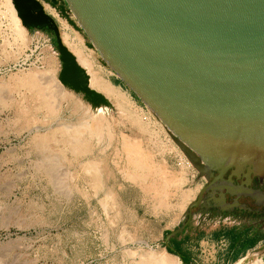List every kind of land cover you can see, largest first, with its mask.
<instances>
[{
    "label": "rangeland",
    "instance_id": "1",
    "mask_svg": "<svg viewBox=\"0 0 264 264\" xmlns=\"http://www.w3.org/2000/svg\"><path fill=\"white\" fill-rule=\"evenodd\" d=\"M57 1L51 7L47 4L46 10L54 16L60 38L62 32L69 33V40L90 61V69L110 83L116 97L107 95L99 84L101 89L93 90L104 101L94 104L80 89L62 84L61 61L52 34L44 29L47 33L34 38L33 27L22 25L12 0H0V264H160L166 256L171 259L168 264H183L177 254L166 250L163 239L184 221V208L205 178L192 167L160 120L127 87L117 83L72 14L58 9L61 1ZM42 79L49 82L42 84ZM40 83L53 100L51 114L37 110L39 101L31 89ZM117 100L124 109L117 106ZM96 106L107 123L100 137H91L89 128L81 129L79 137L88 138L91 147L89 159L75 158L69 152L64 155L57 137L49 134L60 126L83 121L86 109L93 111ZM21 112H26L27 123L15 114ZM45 135L46 142H41ZM122 136L138 141L145 170L149 166L147 171L152 174L142 185L152 181L156 185L152 189L122 176L125 171L133 172L120 143ZM38 147L46 149L43 155ZM169 152L176 156L171 166L154 158ZM91 158L95 161L92 169L101 174L95 188L89 179L92 169L80 165ZM53 169L58 176L53 175ZM183 195H187L184 200ZM200 220L199 210L192 209L187 232ZM193 246L201 247V242ZM232 264H261V259L247 255Z\"/></svg>",
    "mask_w": 264,
    "mask_h": 264
},
{
    "label": "water",
    "instance_id": "2",
    "mask_svg": "<svg viewBox=\"0 0 264 264\" xmlns=\"http://www.w3.org/2000/svg\"><path fill=\"white\" fill-rule=\"evenodd\" d=\"M89 45L115 77L164 126L167 134L205 180L226 181L211 189L238 192L256 201L264 192L248 186L249 173L264 171V0H61ZM12 0L24 26L49 31L61 68L85 96L72 54L44 3ZM246 168V179L235 185ZM226 177H223L225 172ZM215 172V175H213ZM184 221L163 239L182 230ZM224 201L223 193L219 192ZM219 199V198H217Z\"/></svg>",
    "mask_w": 264,
    "mask_h": 264
},
{
    "label": "bare ground",
    "instance_id": "3",
    "mask_svg": "<svg viewBox=\"0 0 264 264\" xmlns=\"http://www.w3.org/2000/svg\"><path fill=\"white\" fill-rule=\"evenodd\" d=\"M14 7L13 4H11ZM16 10V8H15ZM16 13H17V10H16ZM18 15V13H17ZM19 17V16H18ZM20 19V17H19ZM22 23V22H21ZM22 25L24 26V24L22 23ZM25 27V26H24ZM19 33V32H18ZM21 33V32H20ZM69 34V33H68ZM68 34L65 33V32H62L61 34V40L62 42L65 44V46L68 48V50L70 51V53L72 54L73 56V59L75 61V64L77 66V70H78V73H79V76L81 77V80L82 82L87 86V89L89 90L90 92V95L89 96H86L91 102H93L94 104H99L101 102L104 101V98L103 96L96 92L95 90H98L100 88V86L102 87V89L104 88L105 89V92L107 91V95L110 94L111 95V98L113 97L115 99L116 97V92L115 90L110 86V83L108 84L107 80H103L100 76H98L96 74V72H93L92 69H90V61L88 60V58L86 57L85 54H83V52L81 51L80 47H78L76 45L75 42L73 41H70L69 38H68ZM74 35V33H73ZM75 36V35H74ZM77 39V38H76ZM79 44V43H78ZM31 77V76H30ZM29 77V78H30ZM53 78V77H52ZM44 79V78H43ZM42 79V80H43ZM73 76L71 74V72H69L68 70L66 71V73H64L61 69L60 71V74H59V80L61 81V83L63 84L64 82H68L70 81L71 83H75V81L73 80ZM45 80V79H44ZM43 80V81H44ZM99 80V82H98ZM27 81V79H26ZM30 81V80H29ZM38 81V80H37ZM40 82H42L41 80H39ZM38 81V82H39ZM47 81V80H46ZM46 81L42 82V84H45ZM49 82V80L47 81ZM29 83V82H28ZM27 83V84H28ZM98 83V84H97ZM26 84V83H25ZM31 84V83H30ZM54 84V83H53ZM100 84V86H99ZM32 85V84H31ZM28 86V85H27ZM40 86H41V83H40ZM39 85H36V84H33L31 90H35V93H36V99L39 101L38 103V107H37V110L41 109V110H45L47 113H50L52 112V110L50 109L51 108V102L53 101H50L49 98H48V94L49 93V90H46L44 89V85L40 87ZM54 86V85H53ZM59 86L58 83L57 85H55V87ZM99 87V88H98ZM114 87V86H113ZM61 88V87H60ZM92 88V89H91ZM95 89V90H93ZM101 89V88H100ZM99 89V90H100ZM55 90V89H54ZM98 90V91H99ZM52 91V90H51ZM56 91H58L60 93V91L56 88ZM55 91V92H56ZM31 92V91H30ZM101 92V91H100ZM104 92V91H103ZM34 93V91H33ZM54 93V92H52ZM102 93V92H101ZM119 94V93H118ZM35 95V94H33ZM53 97L55 98V93L52 94ZM51 95V97H52ZM58 95V94H56ZM50 96V95H49ZM48 98V100H47ZM117 106L120 107L121 109H124L123 108V104L121 103L120 100H117L115 101ZM55 107V105H54ZM75 107V106H74ZM53 108V106H52ZM56 110V109H55ZM56 112V111H55ZM28 113V112H27ZM86 115H85V118L83 119V121L79 122V123H76V124H73V125H66V126H60L59 128H57L56 132L55 133H51L49 135H52L54 137H57V141L56 143L57 144H61V151L62 153L65 155L67 154L68 152L71 154V156L75 157V158H85L86 160L89 159V154H90V151H91V147L89 145V142L87 141L88 138H86L85 140H83L84 137H82V139L80 138V133L81 132V129L83 128H89L90 131L87 129V131H89L91 133V137L92 136H95V137H100L101 134H104V129H105V122H106V119H104V115L102 113V111H100V108L99 106H96V108L91 111V110H88L86 109ZM17 117H19L20 119L23 118V122L24 123H27V114L26 112L23 113L21 112L20 114L19 113H15ZM51 114V113H50ZM131 115V114H130ZM127 117V115H126ZM31 118V117H30ZM33 122V121H32ZM23 123V124H24ZM107 123V122H106ZM106 125V124H105ZM55 131V130H54ZM86 131V132H87ZM87 135V133H85ZM110 134V133H109ZM108 134V135H109ZM47 135V134H46ZM46 135L44 136V138H42V141L41 142H46ZM51 136V137H52ZM80 136V137H79ZM83 136V135H82ZM111 136V135H110ZM40 138V137H39ZM109 138V137H107ZM111 138V137H110ZM122 141L120 143H122V148H123V151H125L126 153V157H127V161H128V165L131 166L133 168V172L132 173H129L128 171H125L121 174H123L122 176L125 177L126 179H131L133 181V183L135 182H139L141 183V186H144L143 188L145 189H152L153 187H155L156 185L153 184V182L151 181L150 184H147V185H142L145 178L146 177H149L151 176L152 174L150 173V171H147L149 169V166H148V169L145 170V167L143 165V159H144V156L141 152V149L139 147V143L136 139H131V138H125L122 136ZM54 141V140H53ZM120 141V140H119ZM98 142V141H97ZM50 143V142H49ZM55 143V142H53ZM46 144V143H45ZM56 144V145H57ZM47 145V144H46ZM51 148V147H50ZM52 149V148H51ZM38 150L40 151V154H44L45 153V148L44 147H38ZM118 155V154H117ZM105 157V156H104ZM66 158V157H65ZM94 158V157H93ZM72 160H75V159H72ZM146 163V162H145ZM122 164V163H121ZM51 165V164H50ZM49 165V167H50ZM78 165V164H77ZM80 165H83L84 168L88 169L89 168H93L95 166V161L92 160V158L90 160H88L86 163L84 164H80ZM118 165V164H117ZM127 165V164H126ZM151 165V164H150ZM48 166V165H47ZM52 166V165H51ZM147 166V165H145ZM118 167V166H117ZM128 167V166H127ZM47 169V168H46ZM45 169V170H46ZM94 169V168H93ZM91 170L93 172L89 173L90 176H89V179L91 180V182L94 184V188L95 186L97 185H100V177H101V174L97 173V170ZM98 169V168H97ZM159 169V167H158ZM61 170V169H60ZM80 170V169H79ZM121 170V169H120ZM53 175L56 173L53 172V170H51ZM84 171V170H83ZM87 171V170H86ZM146 171V173H145ZM152 171V170H151ZM160 171V170H159ZM44 172V171H43ZM100 172V171H99ZM50 173V172H49ZM58 173V172H57ZM56 173V174H57ZM154 173V171H153ZM63 174V173H62ZM65 174V172H64ZM156 174V172L154 173ZM48 175V174H47ZM59 174L55 175V176H58ZM66 175V174H65ZM63 176V175H62ZM66 177V176H64ZM47 178V177H46ZM179 178V177H178ZM177 178V179H178ZM64 179V178H63ZM58 182V181H57ZM61 182V181H60ZM160 182V181H159ZM165 183V182H164ZM170 181H167L166 184H169ZM177 183V182H176ZM58 184V183H56ZM89 184V182H88ZM92 184V185H93ZM60 185V184H59ZM61 185H65L62 184ZM92 187V186H91ZM93 188V189H94ZM101 189V188H99ZM97 190V189H96ZM61 191V190H60ZM111 191V190H110ZM146 191V190H145ZM157 192V191H156ZM108 193V192H107ZM155 194V193H154ZM187 195H183L182 196V200H184L186 198ZM161 197V196H160ZM160 199V198H159ZM107 204V203H106ZM165 204V203H164ZM256 253L257 251L256 250H252L250 251L249 253H247V255H252L253 257H256V258H259L256 256ZM242 260V259H241ZM241 260H238V261H241ZM171 259L169 257H164L160 262V264H168L170 263ZM158 264V263H157Z\"/></svg>",
    "mask_w": 264,
    "mask_h": 264
},
{
    "label": "crops",
    "instance_id": "4",
    "mask_svg": "<svg viewBox=\"0 0 264 264\" xmlns=\"http://www.w3.org/2000/svg\"><path fill=\"white\" fill-rule=\"evenodd\" d=\"M44 5L45 11L51 14L46 10V7L49 8V4L44 3ZM49 6L51 7V5ZM63 6L64 4L61 1L58 8ZM32 32L36 39L40 38L42 33H47L39 27H33ZM145 158L148 161L147 156ZM154 158L163 161L167 166H171L172 161L176 160L173 152ZM179 172L176 171L178 174ZM262 203L264 204V201ZM260 210L261 214L257 221L258 226L252 228L243 227L241 221H233L234 219L229 215L217 214L209 217L201 214V220L194 225L192 232L188 233L186 226L181 230V234H178L179 231L176 232L177 234L174 233L176 234L175 240L178 241L180 250L183 253V264H198L194 263L196 258L205 261V264H232L241 258L244 259L247 253L252 250L257 251L256 256L261 259V264H264V206H260ZM234 233H239L235 240H233ZM174 234L168 237L167 243ZM198 241L201 242V247H194L193 245Z\"/></svg>",
    "mask_w": 264,
    "mask_h": 264
},
{
    "label": "flooded vegetation",
    "instance_id": "5",
    "mask_svg": "<svg viewBox=\"0 0 264 264\" xmlns=\"http://www.w3.org/2000/svg\"><path fill=\"white\" fill-rule=\"evenodd\" d=\"M57 2H59V0ZM58 4L60 5L61 3ZM244 172H246L245 167L243 168V171H240L238 177L232 176V183L237 185L241 181H244L246 179ZM227 173L228 172L226 171L223 174V177H226ZM213 175H215V172H213ZM249 176L250 178L248 186L254 189V193L258 194L259 192H264V171L261 173V175H253V173L250 172ZM212 179L213 177L210 176L203 182L201 186L205 187L201 192L200 199L196 205L191 206L190 210H199L200 214H204L205 216L209 217L217 214L226 216L229 215L234 219V221H241L243 223V227H257V221L259 220V215L261 214L260 206H264L262 203L264 198H259L258 201H256L255 198L249 194L238 192L236 200L242 205L230 206L228 203L232 201L234 197L233 194H228L225 192V188L223 187L221 189H211V186L223 185L226 183V181H222L219 178H216L213 181ZM220 190L223 193L224 201L220 200ZM194 198H197V192Z\"/></svg>",
    "mask_w": 264,
    "mask_h": 264
},
{
    "label": "trees",
    "instance_id": "6",
    "mask_svg": "<svg viewBox=\"0 0 264 264\" xmlns=\"http://www.w3.org/2000/svg\"><path fill=\"white\" fill-rule=\"evenodd\" d=\"M116 81L117 83L120 82L117 78H116ZM132 93V92H131ZM132 95L134 96V94L132 93ZM135 97V96H134ZM177 234V233H176ZM174 234L169 240H168V244L172 246V248H169L166 246V250L169 251V252H172V253H175L179 256L180 260L182 261V263L184 262V259H183V253L181 252L180 250V247H179V243L178 241L175 240V235ZM239 235L234 233L233 234V240L237 239V236Z\"/></svg>",
    "mask_w": 264,
    "mask_h": 264
},
{
    "label": "built area",
    "instance_id": "7",
    "mask_svg": "<svg viewBox=\"0 0 264 264\" xmlns=\"http://www.w3.org/2000/svg\"><path fill=\"white\" fill-rule=\"evenodd\" d=\"M242 259V261H243V258H241Z\"/></svg>",
    "mask_w": 264,
    "mask_h": 264
}]
</instances>
